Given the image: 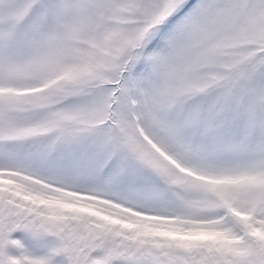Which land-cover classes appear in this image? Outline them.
Segmentation results:
<instances>
[{
	"label": "snow or ice",
	"instance_id": "obj_1",
	"mask_svg": "<svg viewBox=\"0 0 264 264\" xmlns=\"http://www.w3.org/2000/svg\"><path fill=\"white\" fill-rule=\"evenodd\" d=\"M0 264H264V0H0Z\"/></svg>",
	"mask_w": 264,
	"mask_h": 264
}]
</instances>
